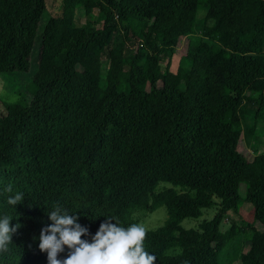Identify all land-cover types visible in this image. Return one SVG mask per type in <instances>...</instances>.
<instances>
[{
  "label": "trees",
  "instance_id": "obj_1",
  "mask_svg": "<svg viewBox=\"0 0 264 264\" xmlns=\"http://www.w3.org/2000/svg\"><path fill=\"white\" fill-rule=\"evenodd\" d=\"M61 8L43 19L46 0H0V74L28 71L40 29L53 68L28 103L3 104L0 218L18 228L0 264H47L39 236L55 205L77 217L89 243L109 217L126 229L164 207L163 225L143 242L154 264H218L232 241L221 231L229 212L249 203L247 227L264 226V154L240 150L264 117V0H61ZM74 9L99 12L98 26L76 24ZM16 192L23 200L9 205ZM211 208L210 220L181 227ZM247 245L240 263L264 264V231Z\"/></svg>",
  "mask_w": 264,
  "mask_h": 264
},
{
  "label": "rangeland",
  "instance_id": "obj_2",
  "mask_svg": "<svg viewBox=\"0 0 264 264\" xmlns=\"http://www.w3.org/2000/svg\"><path fill=\"white\" fill-rule=\"evenodd\" d=\"M61 0H46V13L45 17H58L61 14ZM68 13L74 17L76 24H94L98 26V22L101 18L99 12L93 11L90 15H86L81 9L67 10ZM204 10L197 12V18L202 19L204 17ZM41 29L38 31L34 46L30 56V65L26 73H1L0 74V117L5 114L3 104L14 103H28L31 99V93L35 90V82L39 80L40 76H45L53 71V68L44 60L50 57L46 55L44 51L43 38L40 41ZM185 39L181 38L177 49L176 57L178 58L184 53ZM44 51V52H43ZM175 58L177 61L178 59ZM176 65V63H174ZM109 61L103 59L101 62V72L104 76L109 68ZM80 79V77H77ZM249 120L246 119V122ZM245 122V121H244ZM250 122V121H249ZM244 124V123H243ZM240 150L243 154L247 155H261L264 154V117L258 122L254 138L250 144H246L242 139L240 142ZM239 194L241 197L245 194V186L241 185L239 188ZM215 214V208H211L203 211L202 217L197 220L186 219L181 222V227L184 229L196 228L202 220H210ZM167 217L164 207H160L152 213H143V215L136 214L137 223L145 228V230H154L161 227ZM253 221V207L249 203H243L236 211H231L227 214V217L221 225V231H229L232 241L220 252L218 257V264H241L239 256L244 253L247 248V242L251 236L253 230L264 231V226L255 223L252 228L247 227L246 222L251 223ZM172 253V252H169Z\"/></svg>",
  "mask_w": 264,
  "mask_h": 264
},
{
  "label": "clouds",
  "instance_id": "obj_3",
  "mask_svg": "<svg viewBox=\"0 0 264 264\" xmlns=\"http://www.w3.org/2000/svg\"><path fill=\"white\" fill-rule=\"evenodd\" d=\"M6 191L12 192L11 186ZM23 200V193L9 196L7 203L15 206ZM52 222L41 229L38 248L47 253V264H154L156 257L145 251L146 230L143 226L132 224L126 229L108 221L101 223L92 241L82 240L87 229L76 222L77 217L55 205L49 211ZM18 225V224H17ZM10 227V218H0V251H7L11 234L18 226ZM65 247L69 249L65 259H57Z\"/></svg>",
  "mask_w": 264,
  "mask_h": 264
}]
</instances>
